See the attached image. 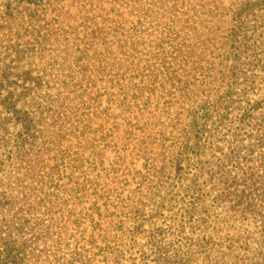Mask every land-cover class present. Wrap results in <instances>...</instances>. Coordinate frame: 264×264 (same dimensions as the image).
<instances>
[{"label": "trees", "instance_id": "trees-1", "mask_svg": "<svg viewBox=\"0 0 264 264\" xmlns=\"http://www.w3.org/2000/svg\"><path fill=\"white\" fill-rule=\"evenodd\" d=\"M260 67L264 0L0 2V264H264Z\"/></svg>", "mask_w": 264, "mask_h": 264}, {"label": "rangeland", "instance_id": "rangeland-1", "mask_svg": "<svg viewBox=\"0 0 264 264\" xmlns=\"http://www.w3.org/2000/svg\"><path fill=\"white\" fill-rule=\"evenodd\" d=\"M233 1L234 0H222L224 7H229ZM0 2H4V0H0ZM255 74L257 75L255 86L250 85L251 82L242 85V88L240 89V95L242 98L252 101L264 99V67H260Z\"/></svg>", "mask_w": 264, "mask_h": 264}]
</instances>
